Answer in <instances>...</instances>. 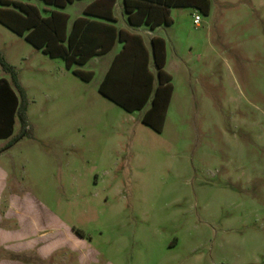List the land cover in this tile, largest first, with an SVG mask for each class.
<instances>
[{"label": "rangeland", "instance_id": "1", "mask_svg": "<svg viewBox=\"0 0 264 264\" xmlns=\"http://www.w3.org/2000/svg\"><path fill=\"white\" fill-rule=\"evenodd\" d=\"M26 1L41 15L53 8ZM79 6L57 10L69 25ZM169 17L153 32L172 85L159 131L140 121L145 106L125 111L97 91L116 45L67 68L0 23L30 127L0 150V169L80 230L96 264H264V0H208L207 13L174 6Z\"/></svg>", "mask_w": 264, "mask_h": 264}, {"label": "trees", "instance_id": "2", "mask_svg": "<svg viewBox=\"0 0 264 264\" xmlns=\"http://www.w3.org/2000/svg\"><path fill=\"white\" fill-rule=\"evenodd\" d=\"M53 6L43 8L41 15L37 7L25 0H0V23L34 48L50 57H60L64 66L82 64L90 57L105 53L115 41L120 43L110 59L97 91L125 111L145 106L140 121L155 131L162 127L165 110L172 85L170 75L164 70V40L157 35L149 38V51L136 32L116 27L112 15L115 0H90L67 27V15L57 10L73 0H40ZM193 7L207 13L208 0H121L125 21L130 26L145 25L153 29L157 25L171 22L169 8ZM150 55V56H149ZM151 58L154 71L148 68ZM0 69L8 78L0 76V139L6 138L0 150L10 146L20 137L28 135L30 127L26 120V99L13 65L0 52ZM72 73L88 80L91 70L72 68ZM19 130L12 135L14 120ZM74 233L82 236L76 228Z\"/></svg>", "mask_w": 264, "mask_h": 264}, {"label": "crops", "instance_id": "3", "mask_svg": "<svg viewBox=\"0 0 264 264\" xmlns=\"http://www.w3.org/2000/svg\"><path fill=\"white\" fill-rule=\"evenodd\" d=\"M73 1L80 2L78 9L79 14L75 15L78 16L82 15V7L90 0ZM117 5H119L121 9V0H115L112 6V15L115 18V21H112V23L116 27L138 33L144 46L149 51V38L151 35H156L153 33L154 30L161 25H157L153 29H148L145 25L130 26L125 21L122 9L119 12L120 20L115 16L113 9ZM75 16H73L72 19ZM69 25L67 20V27H69ZM143 34L147 36V42L144 40ZM114 46L115 49L107 60L106 67L114 53L119 49L120 43L115 41L110 49ZM149 62H151V58L148 59V68L150 69ZM150 70L152 71V69ZM8 178L9 173L0 169V205L2 201L5 205L2 213L0 212V264H43L41 261L50 256V254L53 255L50 264L97 263L95 257L87 247L86 240L72 234L70 230L67 229L62 219L58 217L56 213L41 204L39 200L29 196L21 190L17 192L14 186L9 185ZM48 227L50 228L49 230ZM62 246L68 247L69 250L56 253ZM32 251L38 261H29V259L14 256L21 254L24 256V254ZM73 251L76 253L77 262H66L65 259L67 255L71 254Z\"/></svg>", "mask_w": 264, "mask_h": 264}, {"label": "built area", "instance_id": "4", "mask_svg": "<svg viewBox=\"0 0 264 264\" xmlns=\"http://www.w3.org/2000/svg\"><path fill=\"white\" fill-rule=\"evenodd\" d=\"M198 19V15L196 13H192V22L194 23V25L198 23Z\"/></svg>", "mask_w": 264, "mask_h": 264}]
</instances>
